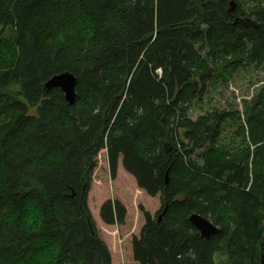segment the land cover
<instances>
[{
  "label": "trees",
  "instance_id": "1",
  "mask_svg": "<svg viewBox=\"0 0 264 264\" xmlns=\"http://www.w3.org/2000/svg\"><path fill=\"white\" fill-rule=\"evenodd\" d=\"M252 66L264 69V2L0 0V264H111L87 204L101 150L111 179L121 160L160 196L135 262L264 264V85L242 112L189 117ZM66 72L72 105L44 89ZM193 214L218 233L201 238ZM100 218L121 226L126 209L106 201Z\"/></svg>",
  "mask_w": 264,
  "mask_h": 264
},
{
  "label": "rangeland",
  "instance_id": "2",
  "mask_svg": "<svg viewBox=\"0 0 264 264\" xmlns=\"http://www.w3.org/2000/svg\"><path fill=\"white\" fill-rule=\"evenodd\" d=\"M244 7H251L264 0H240ZM264 85V69L255 66L234 74L229 80L220 81L218 86L205 95L202 103L193 104L189 117L195 120L212 108L220 111H240L245 100H250ZM233 128L225 127L223 141L229 143ZM118 201L126 209L123 225H106L100 218L101 206L106 201ZM92 221L100 238L110 252L111 264H138L133 260L132 240L139 237L145 226V213L155 220L162 208L160 196L154 198L141 190L133 176L128 174L119 161L115 179H111L107 152L101 150L97 166L92 174L91 188L87 199Z\"/></svg>",
  "mask_w": 264,
  "mask_h": 264
},
{
  "label": "water",
  "instance_id": "3",
  "mask_svg": "<svg viewBox=\"0 0 264 264\" xmlns=\"http://www.w3.org/2000/svg\"><path fill=\"white\" fill-rule=\"evenodd\" d=\"M244 23L255 27L258 26L256 23L253 22L245 21ZM76 84L77 80L75 76L66 72L59 75H55L51 79H49L44 84V89L46 91H49L51 89H60L61 92L64 94L65 100L70 105H72L76 100ZM164 212L165 211L162 212L158 220L161 219V216L164 214ZM189 222L193 225V227L196 229L201 238L208 239L218 233L217 227H215L209 220L205 219L204 217L198 214L191 215L189 217Z\"/></svg>",
  "mask_w": 264,
  "mask_h": 264
}]
</instances>
